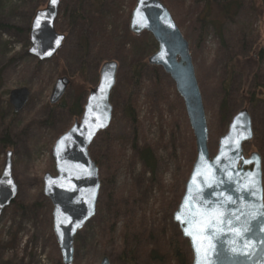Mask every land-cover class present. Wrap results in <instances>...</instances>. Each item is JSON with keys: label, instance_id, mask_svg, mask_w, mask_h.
I'll return each instance as SVG.
<instances>
[{"label": "rangeland", "instance_id": "1", "mask_svg": "<svg viewBox=\"0 0 264 264\" xmlns=\"http://www.w3.org/2000/svg\"><path fill=\"white\" fill-rule=\"evenodd\" d=\"M47 1L0 0V25L2 26L0 27V173L5 164L7 151H12V173L19 190L16 200L3 212L0 219V264H62L61 252L53 232L52 204L43 193V177L46 173L56 174L52 148L57 138L63 134L60 132H66L74 124L68 111H65L58 103L53 105L49 101L57 78L65 76L62 74L60 59L64 61L68 59L69 50L72 47L64 43L57 55L46 61H40L29 53L31 45L29 30L32 20L36 11L44 8ZM164 1L184 38L190 44L207 115L209 150L213 155L217 149L219 136L227 129L222 132L220 127L219 134L211 130L213 118L211 109H216V104L221 97V88L214 89L208 83L213 82L214 75L216 80L226 77L224 75L226 61L222 58L224 55L220 52L218 39L212 27L208 29L206 26L202 27L196 20L203 6L199 0ZM241 2L244 5L241 21L244 23L253 21L255 34L260 35L259 39L256 38L257 43L252 49L259 52L264 45V0H241ZM261 3L263 6L260 7ZM124 4L123 12L127 13L128 0H125ZM251 8H256L257 10H254L258 14H255ZM63 9L61 6L58 21L67 26L66 20L62 19ZM58 21L56 29L61 33ZM228 26V30L235 31L236 26L230 24ZM144 34L154 40L148 32L137 36L144 40L141 42L142 45L138 46V53L141 49L147 51L150 49L151 43L149 40L147 42ZM134 43V40L131 41L128 48L136 51ZM152 48L153 51L158 49L155 40ZM71 60L75 67L79 64V62L74 63L75 59L71 58ZM262 64L264 67V60ZM149 67L144 70V86L146 87H143L139 93L136 114L137 121H140L142 125L128 122L123 117L120 120H115L113 117L112 123L115 121V125L111 133L117 140V146L124 150V155L119 168L115 171L116 174L107 176L108 184L109 189L111 186L120 190L127 199L125 204L128 207H123L122 210L125 209L126 212L131 209V214L145 225L146 235L141 239V244L148 252L144 251L146 253L139 264H179L172 256L167 240L177 235L178 231L181 235L182 233L178 224L173 221V209L164 205L163 200L170 202L175 199L172 187L174 185L178 187L179 180H182L181 176L186 172L189 160L194 155L189 136L191 133L193 135V132L186 111L182 115L176 101L174 105H170L171 102L167 104L158 98L161 87L172 93V86H174L176 91L174 81L161 67ZM119 70L117 84L111 94L113 107L122 104L123 92L129 88L125 77L121 73L119 75ZM260 75L264 81L263 72H260ZM236 79L237 82L241 80L239 76L235 78V81ZM242 79L248 88L251 81L247 77ZM21 87L28 88L30 98L21 111L15 112L10 103V93ZM73 93L74 91H71L68 96L70 97ZM243 104L247 107L246 103ZM248 108L256 124L257 132L254 139L246 143L244 148L246 154L254 151L261 154L264 185V102L262 100L253 103ZM6 136L8 138L5 139ZM145 144L152 147L155 160L153 171L149 167L146 169L144 162L136 156V151L143 148ZM100 179L102 184L101 175ZM102 198H104L103 186L96 216L99 213ZM96 216L75 238L74 264H100L104 256H109L111 259L114 248L106 249L100 243ZM103 216L105 219L108 218L107 211ZM120 220L116 225L114 237L116 246L122 242L120 232L124 223L123 217ZM188 248L192 264L193 254L189 242ZM185 254L186 252L180 253V255ZM112 258L115 261L114 264H120L117 255Z\"/></svg>", "mask_w": 264, "mask_h": 264}, {"label": "water", "instance_id": "2", "mask_svg": "<svg viewBox=\"0 0 264 264\" xmlns=\"http://www.w3.org/2000/svg\"><path fill=\"white\" fill-rule=\"evenodd\" d=\"M61 4L62 0H48L32 20L29 53L40 61L55 57L66 40V35L56 29ZM129 30L136 36L148 32L157 42L158 49L149 56L148 64L161 67L174 81L195 138V160L173 212V221L190 244L192 264H264L263 161L259 152L246 154L244 148L255 136L249 108H241L231 118L212 155L190 44L171 12L161 0H136ZM118 70L115 60L102 64L98 83L88 92L82 116L54 143L56 174L46 173L43 177V193L52 204L53 232L62 264H74L75 238L97 213L101 180L90 147L112 123L111 94ZM70 85L68 76L57 78L50 104L59 103ZM29 98L27 87L12 90L10 103L15 112L21 111ZM12 156V151L6 153L0 173V219L19 191L12 173ZM222 220L226 222L221 223ZM236 232L242 235L236 236ZM100 264H111L110 258L104 256Z\"/></svg>", "mask_w": 264, "mask_h": 264}, {"label": "trees", "instance_id": "3", "mask_svg": "<svg viewBox=\"0 0 264 264\" xmlns=\"http://www.w3.org/2000/svg\"><path fill=\"white\" fill-rule=\"evenodd\" d=\"M135 2L136 0H128L129 11L124 13L125 0H62L61 6L64 8L62 19L66 20L67 26L57 20L58 27L67 36L65 43L71 45L72 48L69 50V58L65 61L60 59V63L62 74L70 78L71 86L58 105L68 111L74 121L82 116L88 92L93 85L98 83L101 65L108 60H115L120 64L119 75L121 73L125 77L129 88L123 92L122 104H117L114 107V118L120 120L123 117L128 122H134L136 125L138 123V126L142 125L140 121H137L136 116L139 93L143 87H146L144 86V70L150 66L148 64L149 53L155 50L153 51L152 48L154 40L144 34L147 42L149 40L151 43L150 49L149 51L141 49L138 53V46H141V42L144 40L129 30L130 14ZM199 2L203 6L200 8L196 20L202 27L206 26L207 29L212 27L218 39L220 52L224 55L222 58L226 61L224 63L226 77L216 80L214 75L213 82L208 83L214 89L221 88V97L216 104V109H211L213 113L211 130L215 134H219L220 127H222V132L227 129L232 116L239 108L245 106L243 103L249 106L262 100L264 102L262 97L264 95H261L264 93V81L260 75V72H263L264 75V67H262L264 45L259 52L252 50L260 35L255 34L253 21L245 23L241 21L244 8L241 0H199ZM254 9L251 8L255 14H258L257 9ZM228 24L236 26L234 32L228 30ZM0 27L2 26L0 25ZM133 40L136 51L133 48H128V44ZM71 58L75 59L74 63L79 62L76 67ZM152 70L158 71L155 68ZM238 76L241 78L240 82H237V79L235 81ZM242 77H247L251 81L248 88ZM214 80L216 81L214 82ZM239 87L240 89H237ZM172 89V93H169L164 87H161L158 91V98L167 104L171 102L170 105H174V101H176L184 115V102L175 91L174 86ZM71 91L74 93L69 97ZM114 125L115 121L107 131L97 136L90 148L91 156L99 167L103 181L104 198L100 200L99 213L96 216L99 241L106 249L114 248L111 263H115L112 256L117 255L120 264H139L142 256L146 253L144 252L145 246L141 244V239L146 235L145 225L131 214V209L126 212L125 209L122 210L123 207H128L125 204L127 199L124 198L120 190L111 186L109 189L108 184V177L116 174L115 171L119 168L124 155V150L117 146V140L111 133ZM254 129L257 132L255 122ZM64 132L61 131L60 134ZM189 136L194 155L189 160V165L181 176L182 180H179L178 187L175 185L172 187L175 199L170 202L163 200V204L173 211L183 195L184 184L195 159L194 138L192 133ZM136 156L144 162L146 169L149 167L152 171L154 170L155 160L151 146L145 144L143 148L136 151ZM135 157L132 158L135 159ZM105 211L108 213L107 219L103 216ZM122 217L124 219L120 232L122 242L116 246L114 244L116 225ZM167 243L172 256L179 264H191L188 242L183 239L179 231L177 235L168 239ZM181 252H186V254L180 255Z\"/></svg>", "mask_w": 264, "mask_h": 264}, {"label": "snow or ice", "instance_id": "4", "mask_svg": "<svg viewBox=\"0 0 264 264\" xmlns=\"http://www.w3.org/2000/svg\"><path fill=\"white\" fill-rule=\"evenodd\" d=\"M52 2L55 3L56 0H52ZM37 23L39 24V20L37 21ZM101 126H103V125H101ZM237 219H239V217H237ZM213 222H215V221H213ZM224 222H226V221H225V220H222V221H221V223H224ZM209 227H211V225H209ZM248 230H249V229H245L244 231H248ZM235 235H236V236H241L242 233H241V232H236ZM261 243H264V241H261ZM252 247H255V245H252ZM198 264H199V262H198Z\"/></svg>", "mask_w": 264, "mask_h": 264}]
</instances>
